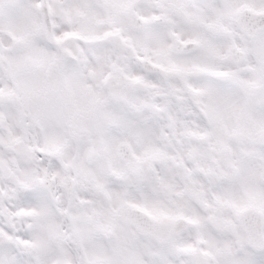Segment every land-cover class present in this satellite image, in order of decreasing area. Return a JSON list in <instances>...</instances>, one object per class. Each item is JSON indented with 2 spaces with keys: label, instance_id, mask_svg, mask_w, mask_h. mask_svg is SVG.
<instances>
[{
  "label": "snow or ice",
  "instance_id": "obj_1",
  "mask_svg": "<svg viewBox=\"0 0 264 264\" xmlns=\"http://www.w3.org/2000/svg\"><path fill=\"white\" fill-rule=\"evenodd\" d=\"M0 264H264V0H0Z\"/></svg>",
  "mask_w": 264,
  "mask_h": 264
}]
</instances>
